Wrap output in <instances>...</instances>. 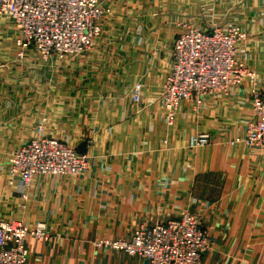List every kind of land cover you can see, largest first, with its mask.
<instances>
[{
	"label": "crops",
	"instance_id": "1",
	"mask_svg": "<svg viewBox=\"0 0 264 264\" xmlns=\"http://www.w3.org/2000/svg\"><path fill=\"white\" fill-rule=\"evenodd\" d=\"M103 4L109 14L94 49L67 63L33 51L18 58L14 29L0 18V221L46 226L49 241L27 238V264H147L95 244L188 211L214 242L202 264H264V151L243 142L251 92L264 91V0ZM182 18L237 20L256 82L202 106L180 102L169 126L157 98ZM39 125L77 150L87 143L85 175L11 182L13 153ZM199 136L207 143L198 146Z\"/></svg>",
	"mask_w": 264,
	"mask_h": 264
},
{
	"label": "built area",
	"instance_id": "2",
	"mask_svg": "<svg viewBox=\"0 0 264 264\" xmlns=\"http://www.w3.org/2000/svg\"><path fill=\"white\" fill-rule=\"evenodd\" d=\"M108 14L103 0H0V18L14 29L10 37L20 59L28 51L45 62L55 58L67 63L83 57L94 49ZM175 25L171 64L158 95L169 126L180 102L202 106L209 99L232 96L246 81L256 82L240 56L248 33L237 20L201 25L194 18H182ZM133 101H141L140 85L133 90ZM251 106L253 119L243 142L264 151V91L252 90ZM206 143V136L196 142ZM88 164L87 154L48 136L39 125L35 135L14 151L9 177L28 186L38 176H83ZM28 237L47 242L51 234L44 224L29 227L19 221H0V264H27ZM213 244L199 218L185 211L173 220L139 226L127 239H105L95 246L124 252L147 264H202Z\"/></svg>",
	"mask_w": 264,
	"mask_h": 264
},
{
	"label": "water",
	"instance_id": "3",
	"mask_svg": "<svg viewBox=\"0 0 264 264\" xmlns=\"http://www.w3.org/2000/svg\"><path fill=\"white\" fill-rule=\"evenodd\" d=\"M79 153L84 154L87 151V143H82L78 148Z\"/></svg>",
	"mask_w": 264,
	"mask_h": 264
},
{
	"label": "rangeland",
	"instance_id": "4",
	"mask_svg": "<svg viewBox=\"0 0 264 264\" xmlns=\"http://www.w3.org/2000/svg\"><path fill=\"white\" fill-rule=\"evenodd\" d=\"M221 21H222V20L217 21V22L221 23ZM215 22H216V21H215ZM242 27H243V26H242ZM243 28H244V27H243ZM244 30H245V29H244ZM240 49L243 50V49H242V45H240ZM90 52H91V51H90ZM85 55H86V54H85ZM243 55H244V53L242 52V53L240 54L241 59H243ZM243 60H244V59H243ZM244 62H245V61H244ZM245 63H246V62H245ZM246 65H247V64H246ZM247 67H248V65H247ZM219 98H226V97H224V96H220ZM157 99H158V98H157ZM158 101H159V100H158ZM159 102H160V101H159ZM164 113H165V112H164ZM167 124H168V123H167ZM84 154H85V153H84ZM88 167H89V164H88ZM140 226H144V225H140ZM138 227H139V226H138ZM138 227H137V228H138ZM135 229H136V228H135ZM203 257H204V256H203ZM202 261H203V260H202Z\"/></svg>",
	"mask_w": 264,
	"mask_h": 264
}]
</instances>
